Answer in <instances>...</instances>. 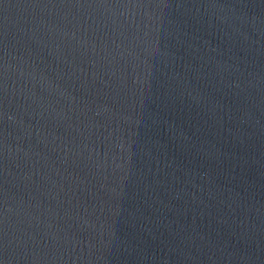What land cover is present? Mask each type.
Listing matches in <instances>:
<instances>
[{
    "label": "water",
    "instance_id": "obj_1",
    "mask_svg": "<svg viewBox=\"0 0 264 264\" xmlns=\"http://www.w3.org/2000/svg\"><path fill=\"white\" fill-rule=\"evenodd\" d=\"M0 264H264V0H0Z\"/></svg>",
    "mask_w": 264,
    "mask_h": 264
}]
</instances>
